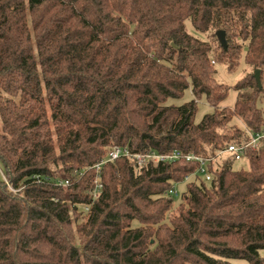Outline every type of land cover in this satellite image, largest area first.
I'll return each instance as SVG.
<instances>
[{
    "label": "trees",
    "instance_id": "1",
    "mask_svg": "<svg viewBox=\"0 0 264 264\" xmlns=\"http://www.w3.org/2000/svg\"><path fill=\"white\" fill-rule=\"evenodd\" d=\"M243 57L220 106L216 66ZM263 68L264 0H0V264H264V138L248 168L211 161L210 181L183 182L199 165L185 159L95 167L114 146L216 156L247 142L264 131Z\"/></svg>",
    "mask_w": 264,
    "mask_h": 264
},
{
    "label": "built area",
    "instance_id": "2",
    "mask_svg": "<svg viewBox=\"0 0 264 264\" xmlns=\"http://www.w3.org/2000/svg\"><path fill=\"white\" fill-rule=\"evenodd\" d=\"M262 138H264V131L258 132V133H251L250 139L247 142L229 143L225 149L218 151L216 153V156H212V155L204 156V155L195 154V153H184L181 150H174L173 152L166 153V154H161V153H157L154 151L150 153H134L120 146H114L110 150L108 158L98 163L95 167H97L99 171L103 163L110 161V160L118 159L120 157H130L136 160L139 166L144 164L150 159H153L156 161H159V160L173 161L177 159H185L187 161H197L199 165L196 171L185 175L183 182H189L193 178H195V176H201L205 181H210L213 176L209 170V164L211 163V161L223 155L233 156L236 160H241L243 157L245 148L252 147L254 150H256ZM96 182H97V186L94 190V196H97L98 192L101 190V187H102V184L98 180H96ZM63 185L68 186L69 181L66 180L63 183ZM170 194L178 195L177 184L173 185V188L170 190Z\"/></svg>",
    "mask_w": 264,
    "mask_h": 264
},
{
    "label": "rangeland",
    "instance_id": "3",
    "mask_svg": "<svg viewBox=\"0 0 264 264\" xmlns=\"http://www.w3.org/2000/svg\"><path fill=\"white\" fill-rule=\"evenodd\" d=\"M187 28L188 31L196 36H199L201 38H205V35L196 31L193 27V25L188 22L187 23ZM217 68V73L216 77L217 79L230 86L228 96L220 103V106H229L233 107L236 99H237V91L235 90L234 86L235 84L242 79L251 69L249 66L246 64L245 58L243 57L241 59V63L239 67L235 71H230L227 68V65L224 63H219L216 66ZM262 83H263V88H264V68H263V74H262ZM193 93L190 89L186 90L185 95L181 99L175 100L177 104H181L185 101H190L193 99ZM258 105L262 108L263 110V115H264V90L262 96L258 100ZM212 107L209 105V103L206 101V98L203 97L201 100H199V109L196 115V121H200L202 117L212 111ZM234 168L240 169V168H248V162L247 161H236L234 163ZM1 169V168H0ZM185 186H181L180 189L183 190ZM180 198L176 200V205L179 203ZM137 225V223H134V226ZM262 255H264V250L261 252ZM233 263L236 264H251L248 260L246 259H232L231 260Z\"/></svg>",
    "mask_w": 264,
    "mask_h": 264
},
{
    "label": "water",
    "instance_id": "4",
    "mask_svg": "<svg viewBox=\"0 0 264 264\" xmlns=\"http://www.w3.org/2000/svg\"><path fill=\"white\" fill-rule=\"evenodd\" d=\"M217 36H218L221 44L226 47L227 42H226V38H225V32L224 31H218ZM256 78L260 82V71L259 70L256 71Z\"/></svg>",
    "mask_w": 264,
    "mask_h": 264
}]
</instances>
